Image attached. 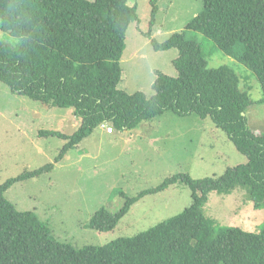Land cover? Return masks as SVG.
<instances>
[{"label":"trees","instance_id":"1","mask_svg":"<svg viewBox=\"0 0 264 264\" xmlns=\"http://www.w3.org/2000/svg\"><path fill=\"white\" fill-rule=\"evenodd\" d=\"M130 0H0V29L20 39L13 46L0 39V81L13 93L60 108H72L80 120L70 136L40 131V137L67 140L54 163L8 179L0 185V264H264V225L260 232L217 230L204 213L209 194L245 189L257 208L264 206V133L256 134L247 112L254 104L232 66L210 68L197 41L177 32L164 42L152 38L159 11L152 0L147 38L157 51L177 49V77L157 72L154 95L129 94L118 88L127 33L139 21ZM186 29L211 39L216 48L245 66L263 91L264 0H203V10ZM166 112L198 115L224 132L248 162L220 177L200 180L180 174L136 197L125 196L116 213L100 209L89 228L114 230L133 204L145 195L183 182L192 205L134 237L104 246L75 248L59 242L35 212L19 211L5 196L17 182L51 172L94 131L109 123L132 130ZM245 114V115H243Z\"/></svg>","mask_w":264,"mask_h":264},{"label":"rangeland","instance_id":"2","mask_svg":"<svg viewBox=\"0 0 264 264\" xmlns=\"http://www.w3.org/2000/svg\"><path fill=\"white\" fill-rule=\"evenodd\" d=\"M154 1L159 9L152 30L154 39L162 43L172 34L184 32L187 40L201 44L210 68L234 67L241 78V89L248 90L254 101L246 114L249 125L256 134L264 133V104L257 103L263 91L251 71L217 49L211 39L186 29L203 10V0ZM129 5L136 7L139 21L127 33L118 88L129 94L143 92L151 98L157 72L178 76L173 61L179 51H157L147 38L152 0H130ZM0 39L13 46L20 42L1 29ZM77 119L72 108L15 94L0 81V185L54 163L67 140L40 137L39 132L58 131L70 136L79 127L75 126ZM212 124L196 114L180 117L166 112L132 130L113 128L115 135L99 127L51 172L15 183L5 196L19 211L35 212L55 239L75 248L104 246L122 237H134L190 207L193 199L189 186L180 181L143 196L110 232L94 231L89 224L100 209L116 213L125 203L124 195L136 197L159 187L167 178L180 174L195 180L220 177L227 169L248 162L228 136ZM103 126L106 130L113 127L109 123ZM204 213L218 231L239 228L258 233L264 225V206L257 208L242 188L231 194L210 193Z\"/></svg>","mask_w":264,"mask_h":264},{"label":"crops","instance_id":"3","mask_svg":"<svg viewBox=\"0 0 264 264\" xmlns=\"http://www.w3.org/2000/svg\"><path fill=\"white\" fill-rule=\"evenodd\" d=\"M152 37L155 38V35H152ZM77 120H78V122L76 121L77 124H75L76 128L80 125V120H79V119H77ZM100 129H102L103 132L107 133L106 129L103 128V126H101ZM107 134H108V135H115L114 132H113V133H107ZM79 146H80V145H79ZM79 146H78V147H79Z\"/></svg>","mask_w":264,"mask_h":264},{"label":"built area","instance_id":"4","mask_svg":"<svg viewBox=\"0 0 264 264\" xmlns=\"http://www.w3.org/2000/svg\"><path fill=\"white\" fill-rule=\"evenodd\" d=\"M106 131H107V133H113L114 132V129H113V127H107V130Z\"/></svg>","mask_w":264,"mask_h":264},{"label":"water","instance_id":"5","mask_svg":"<svg viewBox=\"0 0 264 264\" xmlns=\"http://www.w3.org/2000/svg\"><path fill=\"white\" fill-rule=\"evenodd\" d=\"M243 115H245V114H243Z\"/></svg>","mask_w":264,"mask_h":264}]
</instances>
